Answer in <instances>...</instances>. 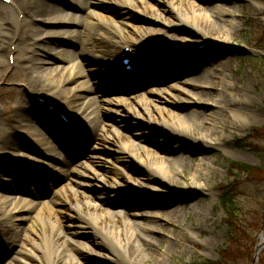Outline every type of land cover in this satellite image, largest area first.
<instances>
[{"label":"bare ground","instance_id":"obj_1","mask_svg":"<svg viewBox=\"0 0 264 264\" xmlns=\"http://www.w3.org/2000/svg\"><path fill=\"white\" fill-rule=\"evenodd\" d=\"M64 1H66L64 6L76 9L81 12V16L69 15L64 8L56 7L50 4L51 2L48 3L49 0H11V9H0V165L6 159L11 158L15 161L25 160L50 170L49 164L55 158L52 155L63 151L65 146H68L66 149L74 147V145L69 146V143L67 144L66 141L63 143L59 139L63 134L61 129L65 128V124L57 119L58 116L54 114L55 112L52 113L43 105L39 106L37 99H42L61 113H64L63 110L66 108L68 119L72 123L77 124L76 118H81L83 113L91 114L86 109L80 113L79 102L82 98L80 93L87 90L86 85L85 88L83 85L74 86L79 83L78 78L81 75H86V71L83 70L81 64L72 63L65 79L50 80L49 70L51 69L46 66L50 64V59L58 60L57 54L59 53L57 51L52 53L55 49L48 48L45 41L50 42L51 38L72 39L75 35H81L83 39L80 43L79 56L96 57L94 59L101 62H96V67L102 68L108 78L104 80L112 81V84L115 85L124 84L127 87L122 89L125 90L123 93L119 94L115 91L111 93V96L99 100L100 107L109 112V123L95 125L93 119L89 121L90 131L86 132L85 136L78 134L80 137L84 136L82 138L86 143L82 150L87 153L80 164L76 167L73 166L67 173L53 170L50 179L41 175L38 183H43L51 188L48 201L42 200L34 210L32 209L33 205L29 202L24 206L17 205L15 198L9 202L6 214L0 208V232L5 236L7 222L17 220L22 213H31L32 221H38L43 215L52 217L54 213L61 211L74 195L85 191V194H88L85 196L87 204L85 224L104 242L103 247L99 244L92 247L86 242H82L81 237H85V241L89 237L88 233L82 231H74L73 234L80 237H76L77 240L67 235V239L61 242H58L61 233H57L55 236L43 233L41 246H39V250L37 249L39 254H35L34 258L38 257L40 264H54L53 256H51V251H53L56 258L58 257L62 261L61 264H65L67 261L71 264H84L82 260L94 263L97 262V255H99L98 248H102L115 256L112 262L117 264H147V254L153 253V248L158 245V240L152 237V234L163 236L156 226L158 227V221L163 220L164 214L158 213L157 210L161 209L159 204H155L147 213L142 212L139 208L130 211L127 205H114L113 202L119 190L118 185L124 178L130 182L129 189L133 193H147L155 197L174 193L180 198H190L188 201L194 202V204L204 197V190L200 185L202 183L201 176L205 172L212 176V171L208 168L210 163L205 158L200 160V164L192 173V182L179 187H175L173 184L177 175L182 173L181 167L177 163L179 158L190 157L193 149L199 150V153L204 156L219 146V143L215 142V136L216 131L220 128L222 118L215 110L204 111L200 108L209 107V105L210 108H230L235 116H242L251 107L249 101L239 104L234 100L226 99L223 102L220 95L212 97L211 93H205L206 90L213 91L212 83L208 85L209 81L206 79L218 80L222 89L226 91H233L232 83L224 74L222 65L215 64L209 54L193 56L195 44L192 43V40L198 37L201 39V43H210L212 47L224 48L232 35L225 39H221L220 36L213 39L210 36V26L221 27L220 30H222V24L227 21L222 17L225 15L235 16L236 9L234 7L223 8L219 5V0H214L209 10L200 5L197 8L190 7L183 12L174 11V16L180 23L166 22L164 17L154 9L151 18H143L136 22V25L147 28L132 29L129 21L125 22L126 18L122 21L125 22L123 25L117 24L109 17L113 15L110 13H115V10L112 9L116 8V12L123 11L120 17H128L126 12L129 10V6H140L143 0ZM138 10L145 11L143 7H138ZM18 15H23L21 20L18 19ZM43 16L50 17L43 21L38 19ZM211 17H217V19L209 23ZM200 21L203 22L199 24ZM25 22H28V25ZM38 22L61 27L73 26L77 28V31L64 29L44 31L33 26ZM99 22L109 23L117 29L105 32L100 26L98 27ZM148 27L163 28L161 35L152 44L144 40L148 31L151 32ZM65 41L68 42V40ZM13 46L14 48L11 49ZM126 47L132 50L131 54L123 53L122 48ZM40 54L49 60L39 59ZM4 55H7V62L3 59ZM130 55L136 71L132 75L126 74L121 65L123 58L126 59ZM191 56H193V60H190ZM10 58L12 63L9 66L8 59ZM185 59L191 63L195 71L198 70L197 67L203 66L208 69L213 68V73L206 74V79H204V74L202 76L199 74L188 80L180 79L170 84L167 87L168 92L163 93L170 98V101L163 100L160 93L164 88L157 87L159 85H155L147 91V99L134 94L131 85L140 79L143 71L146 72L152 66L166 68L168 64L184 65ZM77 69L79 72H75ZM15 70L17 73H14ZM96 78L99 81L102 79L100 76ZM13 85L22 86L15 88ZM108 86L111 85L108 84ZM59 87L61 88L60 93L56 94L54 99L62 102L61 108L55 105V101L51 103L48 100L51 99L50 93ZM36 93H41V95ZM125 104L132 106L128 110L124 107ZM127 114L132 118V122H144V119H147L148 123L146 124L150 128L161 129L174 136L178 135L180 137L178 142L182 145H177V141L168 148L161 146L159 142L149 145L143 133L134 130L130 131V139H128L123 133L124 122L118 121L119 115ZM192 116H196L198 123L205 126L204 132L197 137L191 135V132H195V130L189 123L188 117ZM87 118L89 117L87 116ZM87 118L83 117L84 121ZM72 123L70 122V124ZM37 126L42 128L37 131ZM47 130H56L58 134L47 137L45 135ZM43 133L44 135H42ZM22 137H27L37 145H41L44 141L46 150L50 154L39 151L38 158L32 156V153L31 155L22 153L19 149L21 145L16 143ZM50 140L56 142L55 146H47ZM80 143L83 144V141ZM83 151L80 153L83 154ZM128 174L134 179L131 180ZM2 177L3 173L0 170V200L6 193L17 196L19 190L12 187L8 180ZM207 181L204 180L205 185ZM102 185H109V187H106L105 191L96 193V188ZM28 195L34 198L37 196L34 193ZM44 196L45 194L41 198L37 197L44 199ZM120 208H123L124 211ZM166 213L168 214V212ZM167 217L165 216L166 219ZM74 223L76 222L74 221ZM74 223L72 220L70 221V225H75ZM7 238L8 235L5 236V240ZM25 243L26 239H21L19 246L24 249ZM77 247H79V256L70 254V249ZM9 255L10 253L6 249H2L0 245V259ZM21 259L18 252L6 264H20Z\"/></svg>","mask_w":264,"mask_h":264},{"label":"rangeland","instance_id":"obj_2","mask_svg":"<svg viewBox=\"0 0 264 264\" xmlns=\"http://www.w3.org/2000/svg\"><path fill=\"white\" fill-rule=\"evenodd\" d=\"M212 1L214 0H143L140 6H129V10L126 12L128 17H120L123 11L116 12V8L112 9L113 11L115 10V13L111 12L110 14L113 15L109 17L117 22V24L120 23L121 25L129 21V25H131L130 28L132 29L137 27L145 29L147 27L136 25V22H139L143 18H151L154 9L164 17L166 22L180 23L174 16V11L183 12L190 7L197 8L200 7V5H202L204 9L209 10L214 3ZM48 3L56 7L64 8L69 15L81 16V12L76 9L64 6L66 3L64 0H49ZM219 5L223 8L234 7L236 13L235 16L225 15V17H222L227 19V21L222 24V30H220L221 27L213 28L210 26V36L213 39L218 36H220L221 39H225L232 35V38L227 41V45H225L224 48H220L212 47L210 43H201V39L195 37L192 40V43L195 44L193 47L194 53L192 54L195 57L202 54H209L215 64H221L224 74L227 76L229 82L232 83L233 91L223 90L218 80L211 78L206 79V74L213 73V68L208 69L199 66L197 67L198 70L195 71V68L187 59L184 60V65L175 64L173 62L174 64H168L166 68L157 67L155 70L147 69L146 72L143 71L141 73L140 79L131 85L133 86L134 94L144 99H147V91L150 90V88L159 85L157 87L164 88L163 90L161 89L162 93H160L163 100L170 101L168 96L163 95L164 92H168L167 87L170 84L180 79L188 80L195 75L201 74L202 76V74H204V79L209 81L208 85L212 83L213 89V91L206 90L205 93H211L212 97L220 95V99L223 102H225L226 99L234 100L239 104L249 101L251 107L250 110L242 116H235L233 110L230 108H210V105L209 107L205 106L200 108L204 111L215 110L221 116L222 121L219 125L220 128L216 131L215 136V142L219 143V146L215 147L204 156L199 153V150L193 149L190 157L185 156L179 158L177 163L181 167L182 173L177 175L176 181H173L175 187L187 185L192 182V173L196 166L200 164V160L205 158L209 161L210 164L208 168L212 171V176L208 175L206 172L201 176L202 183H200V185L203 187L204 197L199 200L196 199L197 202H195V204L194 202L188 201L190 198H180L179 196H175L174 193H169L162 197H155L147 193H133L131 189H129L130 182L124 178L121 179L118 185L119 190L117 196L113 202L114 205H127L130 211L139 208L142 212L147 213L151 210V207L155 204H159L161 209L157 211L159 214H164L163 220L158 221V227L156 226V229H160V233H162L163 236L152 234V237L158 240V245L153 248V253L147 254V264H205V261L219 262L221 260L220 253L228 246L227 235L228 231H230L225 219V212L220 206L223 187L234 189L237 192V217L241 221L246 220L245 223L248 226H250L249 223L253 224V227H250L248 232L255 239V243H257L260 234L258 228L260 225L263 228L264 181H249L244 173L233 171L231 169V163L235 162L264 168V133L261 137H255V130L264 128V0H219ZM138 7H143L145 11L140 12ZM4 8L9 10L12 8V5H5L0 2V9ZM21 16L23 17V15H18L19 20L22 19ZM49 17L50 16H43L38 19L43 21ZM125 18L127 21L123 23L122 21ZM216 19L217 17H211L209 23H212ZM201 22L203 21H200L199 24ZM25 23L27 24L28 22ZM204 24H206V21H204ZM97 25L105 32H111V29H117L109 23L103 24L99 22ZM33 26L44 31H54L58 29L77 31V28L73 26H53L43 22L35 23ZM148 29H150L151 32L149 33L148 31V35L144 36V40L152 44L155 42L154 40L161 35L163 28L148 27ZM82 39L81 35H75L72 39L51 38L50 42L45 41L44 43L48 48L55 49L52 53H55V51L59 53L57 54L58 60L50 59V64L46 67L51 69L49 70L51 76L50 80L57 81L60 78H62V80L65 79L68 75L69 66L72 63L81 64L83 70L86 71V75H81L78 78L79 83L74 86L83 85L85 88L86 85L87 90L80 93V95H82L81 101L79 102L81 108L80 113H83L84 109L88 110L91 114L87 115L83 113L82 116L85 118L88 116L90 119L87 118L88 121H84L82 116L81 118L76 116L75 122L78 123H72V121L68 119L69 116L66 113V108H64L65 111L62 109L64 112L63 114L67 116V118L63 120L65 128L61 129L63 134L59 139L62 140V142L66 141L67 144L69 143V146L74 145V147H72V149H66L69 151L67 154L64 151H60V153L58 151L55 155L51 154L55 158H53L51 161L52 163L49 164L51 167L50 170L43 169L37 166V164H32L25 160L15 162L14 159L10 158L3 161V164L0 165V170L3 173L2 178L8 180L12 187L19 190L17 196L12 193L11 195L7 193L3 194L4 198L0 200V208L5 214L9 209V202L15 198V203L17 205L20 204L24 206L25 203L29 202L33 205L32 209L34 210L42 200H49L51 188L43 183H38L41 175L50 179L51 174L54 172L53 170L67 173L73 166L76 167L80 164V161L87 155V153L82 150V147L86 143L83 138L86 132L90 131V126H88L89 121L94 119L95 125L109 123V112L100 107L99 100L111 96V93L115 91L119 94L123 93L125 90L123 91L122 89L127 87L124 86V84L115 85L112 84V81L109 82V80H104L108 78L102 68L96 67V62L101 63L99 60L94 59L96 57L88 58L87 55L79 56ZM65 40H68V42ZM179 46L182 47L183 45ZM13 48L14 46L11 47V49ZM193 56H191L190 60H193ZM3 59L7 62V55H4ZM39 59L43 61L49 60L45 58L43 54H40ZM90 60L91 62H89ZM8 61L10 66L12 61L11 59H8ZM75 72H79V70L77 69ZM14 73H17V71L15 70ZM99 76L102 77L100 81L96 78ZM48 81L46 82L48 83ZM108 84L111 86L109 87ZM21 86L22 85H15L14 87L19 88ZM60 90V87L53 90L50 93L51 99H48L51 103L55 101L54 103L58 108H61L62 102L54 98L56 94L60 93ZM36 94L41 95V93ZM243 94H245V97H243ZM81 102H83L82 105ZM38 105L45 106L39 102ZM131 106V104L124 105L128 110ZM73 109L76 108L73 107ZM57 116L58 120L62 119L59 115ZM131 119L132 118L128 114L119 115L118 117V121L124 122L125 129L123 128V133L128 139H130V131L134 130L141 131L149 145L154 142H159L161 146L168 148L176 141L178 142V140H180L178 135L174 136L161 129L150 128V126L146 124L148 123L147 119H144V122H132ZM64 121L68 123L71 122L77 127L74 129L70 127V124L68 125ZM188 121L195 130V132H191L192 136L197 137L200 133L204 132L205 126L198 123L196 116L188 117ZM41 128L42 127L39 126L36 127L37 131ZM75 130L84 136L81 135V137L79 136L76 139L70 138L69 133L75 132ZM56 134H58L56 130H47V132H45L47 137L52 135L56 136ZM42 135H44V133ZM81 141H83V144L80 143ZM16 143L21 145L19 149L26 155H31L32 153V156L39 158V151L50 154L48 150H46L44 141L41 145H37L27 137H22L19 138ZM55 143L50 140L47 146L50 147L51 145L53 147ZM247 144H252L254 149ZM177 145L182 144L178 142ZM66 148H68V146H66ZM81 151H83V154L80 153ZM211 162H214V164H211ZM128 175L131 180L134 179L133 176L130 174ZM204 180H208L206 185ZM106 187L108 188L109 185L97 187L96 193L105 191ZM43 192L45 194L44 199H40L44 195ZM30 193H34L40 196V198L37 196H35L36 198L31 195L29 196L28 194ZM85 196H88V194H85V191L74 195L67 201L68 203L66 206L58 213H54L52 217L43 215L38 221H32V218H30L31 213H22L17 220L7 222L6 235H8V238L5 240L6 235L4 236V234L0 232V245L2 249H6L10 255L0 259V264H6L7 261L11 260L12 256L18 252L22 258L20 264H40L38 257L34 258V255L39 254L37 249L39 250V246H41L43 233L48 236H55L57 233H61V238L58 241L61 242L67 239V235L77 240L76 237L79 236L73 234L74 231H82L88 233L89 236L87 241H85V237H81L82 242H86L92 247L97 244L103 247L104 242L85 224V220H87L85 218L87 212ZM175 209L177 210L172 211ZM120 210L124 211L123 208H120ZM166 212H168V214ZM165 216H168L167 219ZM70 219L73 223L74 221L76 222L74 223L75 225H70ZM116 223L118 224L117 221ZM21 239H26L24 249L19 246V241H21ZM98 249L100 251H98L99 255H97V262L88 263L85 260H82V262L84 264H117L112 262L115 256L110 251H106L102 248ZM51 252L54 264H61L62 261L58 257L56 258L53 251ZM263 252L264 250L261 254ZM70 254L79 256V247L71 248ZM65 264L71 263L67 261ZM228 264L234 263L230 261ZM237 264H252V260L249 261L246 257H240Z\"/></svg>","mask_w":264,"mask_h":264},{"label":"trees","instance_id":"obj_3","mask_svg":"<svg viewBox=\"0 0 264 264\" xmlns=\"http://www.w3.org/2000/svg\"><path fill=\"white\" fill-rule=\"evenodd\" d=\"M263 133L264 128L255 130V137H261ZM247 145L254 149L252 144ZM231 169L238 173H244L249 181H264V168L234 162L231 163ZM220 206L225 212V219L230 229L227 235L228 246L221 251L219 262L205 261V264H228L230 261L237 264L240 257H246L247 260L251 261L256 243L248 230L253 227V224L249 223L250 226H248L245 223L246 220L241 221L238 219L237 192L234 189L223 187ZM261 230L260 225L258 231L261 232ZM258 264H264V252L260 255Z\"/></svg>","mask_w":264,"mask_h":264},{"label":"water","instance_id":"obj_4","mask_svg":"<svg viewBox=\"0 0 264 264\" xmlns=\"http://www.w3.org/2000/svg\"><path fill=\"white\" fill-rule=\"evenodd\" d=\"M156 67V66H153ZM257 244L254 248L253 258H252V264H258L259 255L264 250V224L261 233L259 234Z\"/></svg>","mask_w":264,"mask_h":264}]
</instances>
